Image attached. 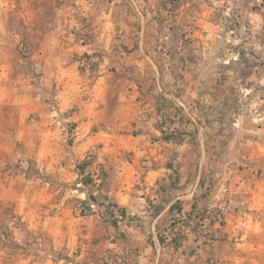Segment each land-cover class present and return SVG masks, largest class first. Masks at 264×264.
I'll use <instances>...</instances> for the list:
<instances>
[{
    "label": "rangeland",
    "instance_id": "rangeland-1",
    "mask_svg": "<svg viewBox=\"0 0 264 264\" xmlns=\"http://www.w3.org/2000/svg\"><path fill=\"white\" fill-rule=\"evenodd\" d=\"M87 1L0 0V264L94 261L83 218L91 213L75 219L70 211L95 202L81 199L80 181L62 180L93 160L75 147L78 102L93 99L104 70L101 59L77 51L103 29L81 13ZM152 1L170 5L168 28L207 64L204 104L218 115L199 209L188 216L183 199L173 219L176 244L194 235L183 264H264V0ZM124 4L137 11L138 0H111L107 31H117ZM99 199L92 213L114 204Z\"/></svg>",
    "mask_w": 264,
    "mask_h": 264
},
{
    "label": "crops",
    "instance_id": "crops-1",
    "mask_svg": "<svg viewBox=\"0 0 264 264\" xmlns=\"http://www.w3.org/2000/svg\"><path fill=\"white\" fill-rule=\"evenodd\" d=\"M87 3L81 13L103 29L91 43L77 44V51L101 59L104 70L92 86L93 99L78 102L75 147L93 160L84 175L80 162L62 180L83 185V177L93 178L94 186L77 190L81 199L93 195L126 212V217L118 212L115 218L105 210L83 215L91 264H183L194 235L175 243L178 201H188V216L193 217L199 209L197 188L203 187L202 161L212 144L209 136L218 141L212 131L218 115L207 113L204 104L207 64L181 45L173 24L168 28L175 21L168 3L138 0L137 11L124 4L114 32L106 30L111 0ZM218 85L216 80L214 87ZM80 211L70 212L78 219ZM162 231L167 238L158 235ZM188 231L196 232L193 227Z\"/></svg>",
    "mask_w": 264,
    "mask_h": 264
},
{
    "label": "trees",
    "instance_id": "trees-1",
    "mask_svg": "<svg viewBox=\"0 0 264 264\" xmlns=\"http://www.w3.org/2000/svg\"><path fill=\"white\" fill-rule=\"evenodd\" d=\"M166 139H170V138H166ZM87 165L88 163L87 162H84L83 164H80L79 165V170L81 172V174H85V171H86V168H87ZM82 183L84 186H94L95 185V180L93 178H90V177H83L82 179ZM89 199L95 203H97V199L96 197H94L93 195H90L89 196ZM84 205H87L88 202H85L83 203ZM101 207H104L105 208V212L107 214H110V216L112 218H115L117 217V211L114 210V208L118 209V212L123 216V217H126V212L125 210L119 208V206L117 204H110V205H101ZM114 207V208H113ZM175 208L173 207L172 210H174ZM92 209L89 208V209H86L84 208L83 210H81V214L82 215H86V213H92ZM115 225H117V222L115 220H113Z\"/></svg>",
    "mask_w": 264,
    "mask_h": 264
},
{
    "label": "built area",
    "instance_id": "built-area-1",
    "mask_svg": "<svg viewBox=\"0 0 264 264\" xmlns=\"http://www.w3.org/2000/svg\"><path fill=\"white\" fill-rule=\"evenodd\" d=\"M107 205H110V204H107ZM99 207L100 205L98 204V203H92V204H90V208L92 209V211L96 208V207ZM114 208V207H113ZM114 209H116V208H114Z\"/></svg>",
    "mask_w": 264,
    "mask_h": 264
}]
</instances>
